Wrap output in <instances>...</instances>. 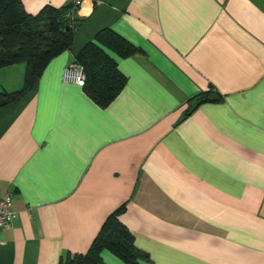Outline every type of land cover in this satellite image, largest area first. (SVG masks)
<instances>
[{"label":"crops","instance_id":"crops-1","mask_svg":"<svg viewBox=\"0 0 264 264\" xmlns=\"http://www.w3.org/2000/svg\"><path fill=\"white\" fill-rule=\"evenodd\" d=\"M71 16L69 48L0 108V198L15 212L0 264L82 254L121 204L137 264H264V0H80ZM102 28L136 49L109 53L125 83L105 108L61 80ZM22 72L1 68L0 92ZM209 88L221 99L183 116Z\"/></svg>","mask_w":264,"mask_h":264},{"label":"trees","instance_id":"trees-1","mask_svg":"<svg viewBox=\"0 0 264 264\" xmlns=\"http://www.w3.org/2000/svg\"><path fill=\"white\" fill-rule=\"evenodd\" d=\"M71 1L53 8L43 6L36 14L24 12L20 0H0V69L16 64L23 67L20 88L0 92V108L13 104L30 91L46 64L66 51L78 22L73 21ZM136 52L128 42L109 28L98 30L73 58L83 71L82 91L99 108H105L120 92L125 78L116 68L109 53L126 58ZM221 99L209 88L188 100L183 116L189 115L203 103ZM124 204L109 213L82 254L62 253L57 264H105L100 253L105 250L124 264H137L146 254L133 244L132 235L118 221Z\"/></svg>","mask_w":264,"mask_h":264},{"label":"built area","instance_id":"built-area-1","mask_svg":"<svg viewBox=\"0 0 264 264\" xmlns=\"http://www.w3.org/2000/svg\"><path fill=\"white\" fill-rule=\"evenodd\" d=\"M73 8L80 5V0H71ZM61 80L67 83H74L75 85L82 87L83 85V71L77 64H69L65 67L61 74ZM11 198L8 193L0 198V229L9 228L12 220L15 217V212L11 210Z\"/></svg>","mask_w":264,"mask_h":264}]
</instances>
